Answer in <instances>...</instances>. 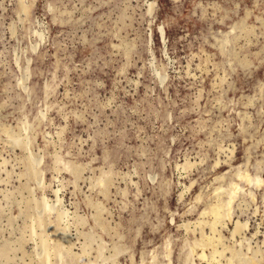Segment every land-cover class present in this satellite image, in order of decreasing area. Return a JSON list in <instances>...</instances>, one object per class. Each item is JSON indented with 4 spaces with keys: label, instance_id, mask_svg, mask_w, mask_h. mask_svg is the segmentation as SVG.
<instances>
[{
    "label": "rangeland",
    "instance_id": "rangeland-1",
    "mask_svg": "<svg viewBox=\"0 0 264 264\" xmlns=\"http://www.w3.org/2000/svg\"><path fill=\"white\" fill-rule=\"evenodd\" d=\"M239 170L261 185L241 182L221 253L191 256ZM47 249L264 264V0H0V264Z\"/></svg>",
    "mask_w": 264,
    "mask_h": 264
},
{
    "label": "bare ground",
    "instance_id": "bare-ground-1",
    "mask_svg": "<svg viewBox=\"0 0 264 264\" xmlns=\"http://www.w3.org/2000/svg\"><path fill=\"white\" fill-rule=\"evenodd\" d=\"M24 2V1H23ZM26 3V2H25ZM24 4V3H23ZM22 4V5H23ZM152 4H154V3H152ZM156 4V3H155ZM154 4V5H155ZM27 5V4H26ZM24 6V5H23ZM22 6V7H23ZM156 6V5H155ZM154 7V6H153ZM27 9H28V7H27ZM37 47V46H36ZM35 47V48H36ZM34 48V49H35ZM39 47H37V49H38ZM28 70V69H27ZM26 70V72H28ZM26 74V73H25ZM28 75V74H27ZM26 75V76H27ZM23 78V77H22ZM24 78H25V76H24ZM166 78V77H165ZM23 80V79H22ZM27 80V79H26ZM163 80H165V79H163ZM28 81V80H27ZM26 83V82H25ZM22 84V83H21ZM27 88L28 87H26V90H27ZM25 89V88H24ZM10 134V133H9ZM29 139V138H28ZM15 140V139H14ZM18 141H19V139H18ZM30 142V141H29ZM20 143V142H19ZM22 143V142H21ZM32 143V142H31ZM27 144V143H26ZM30 144V143H29ZM20 145V144H19ZM234 151V150H233ZM230 152H231V150H230ZM31 153V152H30ZM232 153H234V152H232ZM33 154V153H32ZM32 157V156H31ZM34 157V156H33ZM33 157H32V159H33ZM29 160H30V158H29ZM35 160V159H34ZM222 160V159H221ZM221 160H220V162H221ZM36 162L38 161V160H35ZM40 161V160H39ZM43 161V160H42ZM40 163H41V161H40ZM43 163V162H42ZM42 163L40 164V165H42ZM217 163V162H216ZM36 164V163H35ZM37 165H39V163L37 164ZM219 165V164H218ZM31 166H32V162H31ZM68 166V165H67ZM179 166V165H178ZM33 167V166H32ZM183 167V166H182ZM38 168H40V167H38ZM61 168V167H60ZM35 170V169H34ZM59 170V169H58ZM36 171H37V169H36ZM35 171V172H36ZM43 171V170H42ZM41 172V171H40ZM39 172V173H40ZM33 174V173H32ZM39 175V174H38ZM40 175H42V174H40ZM39 175V176H40ZM103 175V174H102ZM35 176H36V174H35ZM104 176H100V178L98 179V184L99 185H101L102 187H106L107 188V186H108V180L107 179H105V178H103ZM39 179H42V178H40L39 177ZM44 179V178H43ZM56 179V178H55ZM45 181V180H44ZM262 179L259 177V176H256V177H254L250 172H248V171H243V170H239L238 172H237V174H236V179H234V180H232V182L230 183V186H229V188L227 189V190H224L223 189V187H221V188H216L217 189V191L219 190V191H223V192H227V194H228V200L224 203V202H222L221 204H218L217 203V205H214L213 207H211V210H210V213H212L213 215H214V217H215V221L211 224V227H212V231H213V234H214V236L212 235H210V236H208V235H206L203 231H202V233H203V235L201 234V236H202V239H196L195 241H194V244H192V242L191 243H189L188 242V244H187V246H190V255L191 256H194L196 253H197V249L199 248V247H201V249H202V254H200V256L199 257H201L202 259H207L208 258V255H207V253H206V251H207V249L208 248H212L213 250V255L215 254V253H219L220 252V250L218 249V246H217V240H216V226H217V223L218 222H221V219H224V218H229V219H231V209H232V204H233V202L235 201V199L237 198V196L240 194V191H241V182H249V183H255L256 185H261V183H262ZM42 183H43V181H42ZM38 184V183H37ZM44 184H45V182H44ZM44 184H43V186L41 185L40 186V188L42 187H44ZM255 185V186H256ZM39 187V186H38ZM216 191V190H215ZM55 192V191H54ZM58 192H60V191H58ZM185 192V191H184ZM220 193V192H219ZM222 193V192H221ZM226 194V193H225ZM222 195V194H221ZM183 196V195H182ZM218 196H220L219 194H218ZM223 197V196H222ZM45 198V199H44ZM43 199L45 200V203H46V200H48L46 197H44ZM31 199V198H30ZM58 199H60V198H58ZM217 199H218V197H217ZM37 200V199H36ZM62 201H63V199H61ZM61 200H58V201H61ZM38 201V200H37ZM40 202H41V200H40ZM39 202V203H40ZM44 202V201H43ZM42 202V203H43ZM50 202V201H49ZM39 203H37V204H39ZM216 203V202H215ZM43 205H44V203H43ZM43 205H41V207L43 206ZM47 205H49V204H47ZM104 205V204H103ZM46 206V205H45ZM53 206V205H52ZM227 207V211H225V210H223V207ZM47 207V206H46ZM51 207V206H50ZM54 207V206H53ZM53 207H52V209H53ZM55 207H57V206H55ZM61 207H63V206H61ZM94 207V206H93ZM47 209V208H46ZM54 210H56V209H54ZM54 210H52L53 212H54ZM63 211V210H62ZM69 212H71V211H69ZM68 211H67V213H69ZM206 212V211H205ZM63 213H65V212H63ZM40 214V213H39ZM38 214V215H39ZM60 214V213H59ZM62 215V214H61ZM79 216V215H78ZM211 217H212V215H211ZM36 218V217H35ZM57 219V218H56ZM44 220V219H43ZM48 220V219H47ZM52 220V219H51ZM64 220V219H63ZM214 220V219H213ZM40 221V220H39ZM240 220H238L237 219V222H236V228L234 229L235 230V232L237 231V230H239V228L241 227V223L239 222ZM36 222V221H35ZM53 222V221H52ZM59 222V221H58ZM40 223V222H39ZM54 223H55V221H54ZM201 223H206V224H208V225H210L209 224V222H201ZM201 223H200V225H201ZM190 224V223H189ZM189 224H187V225H189ZM227 224V223H226ZM249 224V223H248ZM243 225H244V223H243ZM34 226V225H33ZM42 226H44V225H42ZM186 226V225H185ZM225 226H227L228 227V225H225ZM246 226V225H245ZM60 227V226H59ZM68 227V226H67ZM70 227V226H69ZM210 227V228H211ZM246 227H248V226H246ZM34 228V227H33ZM57 228V227H56ZM243 227H241L240 229H242ZM245 228V227H244ZM65 229H67V228H65ZM191 229V228H190ZM47 230V229H46ZM46 230H45V232H46ZM55 231H56V229H54ZM63 230V228L62 229H60V231H62ZM187 230H189V228L187 229ZM243 230V229H242ZM241 230V231H242ZM248 230V229H247ZM50 231V230H49ZM54 231V232H55ZM59 231V232H60ZM70 231V230H69ZM211 231V232H212ZM53 232V233H54ZM58 232V231H57ZM58 232V233H59ZM194 232V231H193ZM233 233H234V231H232ZM38 233V232H37ZM44 233V232H43ZM52 233V234H53ZM116 233H118V232H116ZM237 233V232H236ZM236 233H235V235H236ZM39 234V233H38ZM55 234H57V233H55ZM62 234H63V232H62ZM66 235L68 234V233H65ZM40 235V234H39ZM44 235V234H43ZM219 235V234H218ZM234 235V234H233ZM244 235V234H243ZM58 237V236H57ZM65 237V236H64ZM31 238V237H30ZM51 238V237H50ZM53 239V238H52ZM220 239V237H218V240ZM41 240V239H40ZM54 240V239H53ZM70 240V239H69ZM53 242V241H52ZM69 242H71V241H68V245L70 244ZM37 243V242H36ZM65 243H66V238H64V240L62 239H60L59 240V244L60 245H65ZM224 244V243H223ZM54 245H55V243H54ZM67 245V244H66ZM75 245V244H74ZM37 246V245H36ZM52 246V245H51ZM72 246V245H71ZM76 246V245H75ZM52 247H54V246H52ZM61 247H63V246H61ZM72 247H74V246H72ZM46 248H50V247H46ZM45 248V249H46ZM83 248V247H82ZM92 248V247H91ZM47 249V251H45V254H46V261L48 260L49 261V264H51V262H50V256H52V252L50 251V250H48ZM63 249V248H62ZM69 249H70V247H69ZM118 249V248H117ZM249 249V248H248ZM53 250H54V248H53ZM82 250V249H81ZM86 250V249H85ZM95 250V249H94ZM210 250V249H209ZM230 250V249H229ZM251 250V249H250ZM260 250V249H259ZM56 251V250H55ZM65 251V250H64ZM87 251V250H86ZM225 251V250H224ZM57 252V251H56ZM250 252V251H249ZM58 253V252H57ZM221 253V252H220ZM226 253V252H225ZM40 254V253H39ZM42 254V253H41ZM56 254V253H55ZM223 254V253H222ZM44 255V254H43ZM63 255H66V254H63ZM74 255V254H73ZM84 255V254H83ZM88 255H90V254H88ZM93 255V254H92ZM212 255V254H211ZM212 255V256H213ZM218 255V254H217ZM225 255V254H224ZM234 255V254H233ZM211 256V257H212ZM219 256H222V255H219ZM39 257V256H38ZM210 257V256H209ZM214 257H216V256H214ZM56 258H58V256L56 257ZM62 258V257H61ZM67 258V257H66ZM249 258V257H248ZM39 259H41V258H39ZM64 259V258H63ZM79 259V258H78ZM213 259V258H212ZM211 259V260H212ZM44 260V259H43ZM232 260V259H231ZM247 260V259H246ZM32 261H34V260H32ZM155 261H157V259L155 260ZM251 261L252 262H255V260H252L251 259ZM43 262H45V261H43ZM63 262V261H62ZM68 262V264H69V261H67ZM154 262V261H153ZM218 262V261H217ZM231 262V261H230ZM46 263V262H45ZM157 263H158V261H157ZM38 264V263H37ZM209 264V263H208ZM219 264V263H218ZM243 264V263H242Z\"/></svg>",
    "mask_w": 264,
    "mask_h": 264
}]
</instances>
